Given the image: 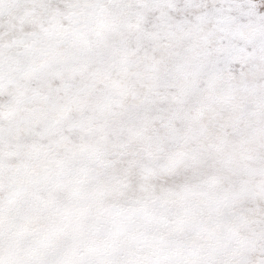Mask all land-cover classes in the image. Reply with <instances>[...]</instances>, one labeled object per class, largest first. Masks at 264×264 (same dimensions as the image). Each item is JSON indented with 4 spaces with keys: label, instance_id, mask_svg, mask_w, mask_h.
I'll return each instance as SVG.
<instances>
[{
    "label": "snow or ice",
    "instance_id": "snow-or-ice-1",
    "mask_svg": "<svg viewBox=\"0 0 264 264\" xmlns=\"http://www.w3.org/2000/svg\"><path fill=\"white\" fill-rule=\"evenodd\" d=\"M0 264H264V0H0Z\"/></svg>",
    "mask_w": 264,
    "mask_h": 264
}]
</instances>
